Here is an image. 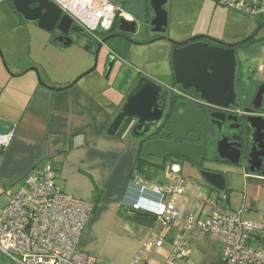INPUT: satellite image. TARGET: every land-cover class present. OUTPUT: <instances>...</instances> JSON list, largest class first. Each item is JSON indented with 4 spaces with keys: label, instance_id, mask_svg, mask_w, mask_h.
I'll list each match as a JSON object with an SVG mask.
<instances>
[{
    "label": "crops",
    "instance_id": "obj_1",
    "mask_svg": "<svg viewBox=\"0 0 264 264\" xmlns=\"http://www.w3.org/2000/svg\"><path fill=\"white\" fill-rule=\"evenodd\" d=\"M204 35L192 31L176 41ZM210 37L225 44L235 43L225 36ZM114 42L107 45L115 47L109 53L116 54L117 60L119 53L127 54L129 48L125 50L127 43L116 47ZM0 49L4 55V61L0 58V119L13 126L9 147L0 151V210L8 201L7 192L15 193L32 170L49 164L61 192L93 205L78 252L92 257L95 264H129L145 240L163 238V245L149 253L143 264H165L172 250L166 230L156 222L149 227L130 219L135 214L131 204L139 202L149 212L155 206L154 195L147 193L141 198L138 187L131 184L143 176L150 185L146 168L156 164L140 159L143 157L137 141L122 134L106 135L128 90H118L116 83L108 86L98 75L82 76L92 64L89 45H54L49 36L28 51L19 45H4L1 40ZM38 52L50 58L39 61L34 57ZM70 55L75 58L67 63L64 58ZM102 64L105 69L106 59ZM29 68L38 70L41 82L35 73L26 72ZM171 165L177 166L176 173L181 172L177 164ZM226 172V189L217 193L225 198L224 206L241 212L243 221L264 225V177L242 168H228ZM214 194L204 197L201 204L181 207L191 211L200 205L210 213V197ZM186 240L192 243L190 237ZM250 243L264 251V228ZM0 264L13 263L0 253ZM180 264H224L222 247L204 238L190 247L188 258Z\"/></svg>",
    "mask_w": 264,
    "mask_h": 264
},
{
    "label": "built area",
    "instance_id": "obj_2",
    "mask_svg": "<svg viewBox=\"0 0 264 264\" xmlns=\"http://www.w3.org/2000/svg\"><path fill=\"white\" fill-rule=\"evenodd\" d=\"M49 1L60 9L62 15L92 34L109 32L121 13L105 0ZM213 1L220 7L264 18V0ZM120 17L132 21L124 13ZM12 138L13 129L0 135V151L9 147ZM176 167L170 165L168 168ZM131 185L138 187L141 198L147 193L156 197L150 212L139 202L131 204L130 209L152 214L157 225L166 230L172 250L165 264H180L188 258L190 247L204 238L222 247L224 264H264V251L254 249L250 243L264 225L243 221L241 212L224 206V197L214 195L210 213L200 205L184 211L181 207L183 180L153 187L140 176ZM6 197L7 204L0 210V253L13 264H95L92 257L77 250L93 205L61 192L49 164L32 170L21 187L15 193L7 192ZM186 237L191 238V244ZM163 243V238L145 240L129 264H143L149 253L158 250Z\"/></svg>",
    "mask_w": 264,
    "mask_h": 264
},
{
    "label": "water",
    "instance_id": "obj_3",
    "mask_svg": "<svg viewBox=\"0 0 264 264\" xmlns=\"http://www.w3.org/2000/svg\"><path fill=\"white\" fill-rule=\"evenodd\" d=\"M12 6L24 21L35 23L49 36L54 29L63 35L68 33L77 35L75 38L64 40L50 37L54 45L59 43L63 47H68L77 43L79 38L88 41L89 35L74 25L69 17L62 15L60 9L49 0H13ZM165 6L166 0H149L152 19L147 26L151 33L161 35L155 40L164 39L162 35L168 28ZM136 27V21H128L120 17L116 28L118 34L109 35L103 39L92 34V42L87 45L94 48V63L92 68L82 76H87L96 69L98 56L103 48L108 49L109 40L124 37L122 34L133 36L136 33ZM254 35L232 44H225L206 36H195L182 43H172L170 63L174 84L183 92L193 91L205 105L226 109L235 97V49L252 39ZM125 39L128 43H133L127 37ZM0 55L2 58L1 51ZM105 59L104 77L108 79L116 62V54L108 53ZM26 72L35 73L37 80L41 82L36 68H29ZM168 94L169 91L155 80L146 76L136 78L120 111L107 128L106 135L115 137L122 127L128 124L130 139L136 141L149 136L164 117ZM175 111L179 114L172 117L165 127L167 136L170 135L172 141L144 143L140 147L142 157L162 160L166 156H173L194 163L202 181L199 183L207 189L208 196L213 192L215 194L224 192L226 169L239 167L242 145L228 143L227 139L221 138L214 143L213 153L216 155V160L222 161V164L216 162L205 151L207 137L211 139L215 137L214 132H207L214 125L208 120L213 117L203 114L195 107V103L189 100L178 104ZM169 113L170 110L166 112V114ZM12 129L11 124L0 119V135H5ZM234 129L246 130L249 133L248 136L246 135V144L248 143L249 146L245 151L247 171L259 173L264 177V117L248 113L243 120V126L238 125ZM186 139L191 143H179ZM202 161L207 166L204 169L199 168ZM134 213L143 214L142 212Z\"/></svg>",
    "mask_w": 264,
    "mask_h": 264
},
{
    "label": "rangeland",
    "instance_id": "obj_4",
    "mask_svg": "<svg viewBox=\"0 0 264 264\" xmlns=\"http://www.w3.org/2000/svg\"><path fill=\"white\" fill-rule=\"evenodd\" d=\"M105 1L118 9L122 6V0ZM165 9L168 15V28L166 33L162 35L164 39L155 40L157 36L149 31L147 24L142 22L143 20L136 21V33L131 39L135 45L133 43L126 44L125 50L129 48L127 54L119 53L108 79L106 80L104 77L102 63L106 54L111 49H115L111 44L107 46L108 49H102L98 56L96 69L88 76L98 75L105 79V83L108 82V86L116 83L115 87L121 91H129L136 78L141 76L168 83V75L171 70L169 60L172 43H178L177 39L186 37L194 31L195 33H204V36L209 38H211L210 36H225L237 43L248 38L264 21V18H255L232 9L217 6L212 0H206L205 5L201 4V0H166ZM120 14L117 16L115 29ZM258 19L260 20L258 21ZM262 32L264 34V29ZM97 33L99 36L101 31H97ZM47 38L49 40V35L34 23L26 22L21 17H15L7 0H0V40L4 45H19L28 51L29 47H34L36 44L46 41ZM115 41L116 47L120 44L125 45L120 40ZM80 44L84 47L88 46L84 40H81ZM89 50L90 53L88 54L92 57V64L88 70L92 68L94 63V48L91 46ZM123 52H125L124 48ZM34 57L39 61L45 59L44 57L50 58V56L42 55V52H38ZM252 57L254 65L264 66V48ZM2 58L4 61L3 53ZM74 58V55H70L64 59L67 60V63H72ZM115 79H117L116 82ZM152 162L156 166L146 168V173L150 176V185L176 184L180 178L186 182L182 196L184 200L183 208L196 203L201 204L203 198L208 196V192L200 184L202 181L198 176V172L185 160L162 161L152 159ZM171 164H177L181 172L176 173L173 168H168ZM210 198L211 200L214 199L213 197ZM163 236H165V233H163Z\"/></svg>",
    "mask_w": 264,
    "mask_h": 264
},
{
    "label": "flooded vegetation",
    "instance_id": "obj_5",
    "mask_svg": "<svg viewBox=\"0 0 264 264\" xmlns=\"http://www.w3.org/2000/svg\"><path fill=\"white\" fill-rule=\"evenodd\" d=\"M7 1L10 4L12 14L15 17H21L19 14L15 12L12 6L13 0H7ZM73 24L76 25L78 28H80L77 24L75 23ZM80 29L86 32L89 35V37H88V41L83 38H79L77 43H80L81 40L82 41L84 40L85 43H91L92 33H89L83 30L82 28ZM263 29H264V21L258 26L257 30L252 33L255 34L252 39L248 40L246 43L242 44L241 46L235 49V73H234L235 97L233 99V102L226 109L205 105L202 102H200L198 95H196L193 91L183 92L182 90L178 89L173 81L172 70H171V74L168 77L169 80L168 83L155 80L157 83L162 85L163 88L169 91L168 99L166 102V110L164 112V117L162 118L158 127L154 131H152V133L149 136L136 140L139 146L141 147L144 143L149 141L171 142L172 138L170 135L167 136L168 133L165 130V127L167 123L170 122L172 117L179 114L175 111L176 106L180 103L189 100V101H193L195 103V107L198 108L200 111H202L203 114L208 115L209 117L211 116L213 117L208 119L214 125L207 132H214L215 137L212 139L207 137V142L205 146L206 154H209L210 158L216 160V155L213 153L214 151L213 146L214 143L220 140L221 138L227 139L228 143H234L236 145L240 143L243 147L241 149L240 165L239 167H230V168H234V169L242 168L247 170L248 167L245 164L246 161L245 151H246V147L249 146L248 143L246 144L247 142L246 135L248 136L249 133L246 130L242 131L240 129H234V128L238 125L243 126V120L248 115V113H252L254 116L259 115L264 117V66L254 65L252 59L253 58L252 56L254 54H256L259 50L264 48V34L262 32ZM113 34H118L115 27L112 28L107 33L99 34V36L96 34V37H98L99 39H103L106 36ZM122 35L124 37L115 38V40H120L121 42L128 44V41L125 39V37L131 40L132 36L127 34H122ZM76 36L77 35L75 34L71 35L70 33H68L67 35H63L62 33L57 32L55 29L50 34L51 38L55 37L56 39H63V40L67 38H75ZM156 36L160 37L161 35H156ZM112 40H109L107 43L112 42ZM168 110H170V113L166 114ZM231 127L233 129H231ZM179 143L189 144L191 142H189L186 139ZM171 159H176V158H174L173 156H166L164 157V159H162V161H169ZM180 159L184 160L182 158ZM145 160L152 161V158L149 159L146 158ZM216 162L221 163L222 161L216 160ZM189 164L192 165L193 168H196V165L194 163H189ZM206 167L207 166L205 165L204 161H202V165L199 166V168L204 169Z\"/></svg>",
    "mask_w": 264,
    "mask_h": 264
},
{
    "label": "trees",
    "instance_id": "obj_6",
    "mask_svg": "<svg viewBox=\"0 0 264 264\" xmlns=\"http://www.w3.org/2000/svg\"><path fill=\"white\" fill-rule=\"evenodd\" d=\"M120 10L123 13L130 15L132 20L134 21L143 20L142 22H144L147 25L152 19V11L149 7V0H122V6ZM115 26H116V20L114 23V27ZM101 34H104V32L101 31ZM118 134L128 136V124H125ZM174 158L180 159L178 157H174ZM140 159L145 161V158L144 159L140 158ZM130 219L138 224L149 227H153L156 222L155 218L150 213L133 214L132 216H130Z\"/></svg>",
    "mask_w": 264,
    "mask_h": 264
}]
</instances>
